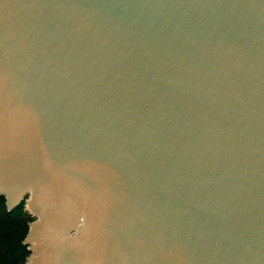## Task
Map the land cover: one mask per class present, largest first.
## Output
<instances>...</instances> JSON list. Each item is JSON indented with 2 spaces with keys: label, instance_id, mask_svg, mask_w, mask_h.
Returning a JSON list of instances; mask_svg holds the SVG:
<instances>
[{
  "label": "water",
  "instance_id": "water-1",
  "mask_svg": "<svg viewBox=\"0 0 264 264\" xmlns=\"http://www.w3.org/2000/svg\"><path fill=\"white\" fill-rule=\"evenodd\" d=\"M0 195L25 264H264V0H0Z\"/></svg>",
  "mask_w": 264,
  "mask_h": 264
},
{
  "label": "trees",
  "instance_id": "trees-1",
  "mask_svg": "<svg viewBox=\"0 0 264 264\" xmlns=\"http://www.w3.org/2000/svg\"><path fill=\"white\" fill-rule=\"evenodd\" d=\"M3 201V197H0V207L2 208ZM16 218L18 217L12 215L8 221L12 222ZM32 221L28 214L26 218L23 217L18 221L16 227H8V229H5L6 233L0 235V264H24L29 253L26 246L22 245V241L28 232V224ZM2 245H5L4 250L1 248Z\"/></svg>",
  "mask_w": 264,
  "mask_h": 264
},
{
  "label": "flooded vegetation",
  "instance_id": "flooded-vegetation-1",
  "mask_svg": "<svg viewBox=\"0 0 264 264\" xmlns=\"http://www.w3.org/2000/svg\"><path fill=\"white\" fill-rule=\"evenodd\" d=\"M3 197L4 201H3V208L0 207V235H2L3 233H6L5 229H8V227H16L17 223L19 220H21L23 217H27L28 212L26 209V205H25V199H23V201L14 209L12 210H8V208L6 207V199L4 196ZM13 216H17L18 218H16V220L10 222L8 221L9 219H11V217ZM15 222V223H14ZM22 245L26 246L24 244V240L22 241ZM3 250L5 248V245H2ZM26 250H27V246H26ZM27 259V257H26ZM25 259V261H26ZM25 264V262H24Z\"/></svg>",
  "mask_w": 264,
  "mask_h": 264
},
{
  "label": "rangeland",
  "instance_id": "rangeland-1",
  "mask_svg": "<svg viewBox=\"0 0 264 264\" xmlns=\"http://www.w3.org/2000/svg\"><path fill=\"white\" fill-rule=\"evenodd\" d=\"M33 220V219H32Z\"/></svg>",
  "mask_w": 264,
  "mask_h": 264
}]
</instances>
